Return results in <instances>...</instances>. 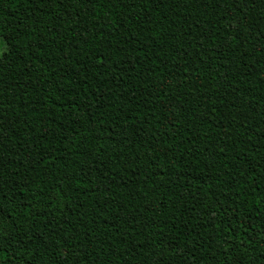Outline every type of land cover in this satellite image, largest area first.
Wrapping results in <instances>:
<instances>
[{
	"label": "trees",
	"instance_id": "obj_1",
	"mask_svg": "<svg viewBox=\"0 0 264 264\" xmlns=\"http://www.w3.org/2000/svg\"><path fill=\"white\" fill-rule=\"evenodd\" d=\"M0 264H264V0H0Z\"/></svg>",
	"mask_w": 264,
	"mask_h": 264
},
{
	"label": "rangeland",
	"instance_id": "obj_2",
	"mask_svg": "<svg viewBox=\"0 0 264 264\" xmlns=\"http://www.w3.org/2000/svg\"><path fill=\"white\" fill-rule=\"evenodd\" d=\"M7 50V45L3 39L0 38V57L3 55L4 52Z\"/></svg>",
	"mask_w": 264,
	"mask_h": 264
}]
</instances>
